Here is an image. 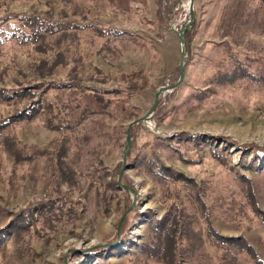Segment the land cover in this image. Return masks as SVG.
I'll return each instance as SVG.
<instances>
[{
  "label": "rangeland",
  "instance_id": "374dc122",
  "mask_svg": "<svg viewBox=\"0 0 264 264\" xmlns=\"http://www.w3.org/2000/svg\"><path fill=\"white\" fill-rule=\"evenodd\" d=\"M82 4L86 18L93 23L124 29L120 36L95 34L80 29L82 64L78 68L85 84L82 99L94 87L123 88L106 93V106L96 103L72 130L67 161L75 170L78 188L68 196L76 216L44 234L27 230L18 238L11 233L0 248V264H160L139 254L136 244L147 234V222L157 219L167 199L161 185L142 166L148 155H155L203 186L204 199L211 206L215 227L226 233H242L264 258V222L246 200L248 176L258 204L264 209V84L246 78L215 83L210 80L217 69H227L228 50L234 52L251 70L264 58V31L226 27L222 15L232 0H192V22L184 30L183 54L175 28L185 27L190 19V0H74ZM63 0H0V18L7 10L25 11L31 7L52 10L66 7ZM39 53L29 43L0 42V84L12 83L19 66L27 73L28 62ZM183 71L179 81V64ZM94 65L101 70L94 69ZM67 66H55L49 75L64 77ZM137 73L135 87L128 86L122 73ZM173 85L160 90L153 111L143 119L130 120L152 104L161 84ZM57 88L46 90L52 97ZM16 103H0V113ZM45 112L13 125L21 141L44 144L57 131L43 123ZM129 124V125H128ZM128 126L129 136L126 130ZM184 131L183 134H179ZM86 134L77 145L74 134ZM240 142H252L242 147ZM126 167L121 182L117 170L126 148ZM217 146L226 156L224 164L212 155ZM97 158L101 164H97ZM42 155L13 169L7 153L0 148V227L9 230L10 217L19 207L36 199L45 189L46 172ZM99 166V167H98ZM104 171L105 174H101ZM111 178L114 185L109 208L102 213L90 189L81 195L87 180ZM134 198V201L132 199ZM130 204V205H129ZM128 206V207H127ZM124 208L119 236L115 224ZM183 264H203L193 260Z\"/></svg>",
  "mask_w": 264,
  "mask_h": 264
},
{
  "label": "trees",
  "instance_id": "16d2710c",
  "mask_svg": "<svg viewBox=\"0 0 264 264\" xmlns=\"http://www.w3.org/2000/svg\"><path fill=\"white\" fill-rule=\"evenodd\" d=\"M66 7L56 10L31 7L25 11L7 10L0 18V42L13 40L29 43L39 54L27 66L29 75L19 66L9 85L0 84V103L18 105L0 113V148L4 150L15 166L30 162L42 155L46 172L44 191L18 209L10 217L9 230L0 227V248L9 233L18 238L27 230L44 234V229H54L76 216L77 210L69 195L78 188L74 167L67 161V150L72 138V130L92 110L94 103L106 106L111 97L106 93L120 92V86L94 87L90 97H81L86 87L80 81L78 68L82 64L79 37L80 29L89 27L97 35L120 36L126 31L111 25L93 23L86 18L82 4L74 0ZM223 23L252 31H264V0H232L229 10L222 15ZM192 22L190 29L193 28ZM230 63L227 69H217L210 80L215 83L246 78L264 84V58L258 59L255 70L248 68L232 51H227ZM67 66L64 77L55 79L49 75L55 66ZM94 69H101L94 65ZM136 71L122 73L128 86L135 87ZM50 88L59 89L52 97L46 95ZM45 112L43 123L57 131L44 144L21 141L13 131V125L28 120L40 112ZM180 131L179 134H183ZM73 137L78 144L86 134ZM227 137V136H226ZM229 141L242 147L253 146L252 142ZM212 155L226 164L225 154L217 147L210 146ZM97 164L101 159L97 158ZM142 166L150 177L161 185L167 204L160 216L147 222V234L136 244L139 254L154 259L160 264H183L193 260L203 264H264V258L242 233H226L218 230L210 217L211 206L204 199L203 186L193 175L165 163L155 155H148ZM99 167V166H98ZM105 174L101 171V174ZM246 182V200L264 222V209L258 204L248 176L239 174ZM103 183L90 177L81 193L93 191L94 202L102 213L109 208L111 188L114 181L103 178Z\"/></svg>",
  "mask_w": 264,
  "mask_h": 264
},
{
  "label": "water",
  "instance_id": "95a60500",
  "mask_svg": "<svg viewBox=\"0 0 264 264\" xmlns=\"http://www.w3.org/2000/svg\"><path fill=\"white\" fill-rule=\"evenodd\" d=\"M188 7H189V10H190V19H189V22L187 23V26H185V27H180V28H175V30H176V32H177V34H178L179 42H180V49H181V50H180V53H181V56H182V54H183V46H182L183 36H182V34H183L184 30L187 29V28L190 26V22H191L192 17H193V14H192V0L189 1V6H188ZM179 71H180V72H179V76H178L176 82L179 81L180 78H181V76H182V71H183V61H182V58H181V60H180V64H179ZM171 85H173V83H165V84H161L160 86H158V88H157V89L155 90V92H154V98H153V102H152L151 106H150V107H149L144 113H142V114H140V115H138V116L132 118V119L130 120L129 124H130V123H133V122H136V121H138V120H140V119H143V118H145L146 116H148V115L153 111V109H154L155 106H156L157 98H158V94H159L160 90H162V89H164V88H167V87H169V86H171ZM129 124H128V125H129ZM126 133H127V136H129L128 126H127ZM129 145H130V141H129V138H127L126 148H125V150H124L123 157H122V160H121V166H120L119 170H117V174H116V182H121V174H122V172H123V170H124V168L126 167V164H127L126 161H125V157H126V153H127V151H128ZM121 183H122V182H121ZM122 184L125 185V186H128L133 192H135L134 187H132V186H130V185H128V184H125V183H122ZM132 201H134V198L132 199ZM129 205H130V204H129ZM127 207H128V206H127ZM126 209H127V208H124V210L122 211V213H121L119 219H117V221H116V224H115V238H116L117 236H119L120 222H121V219H122V217H123V215H124Z\"/></svg>",
  "mask_w": 264,
  "mask_h": 264
}]
</instances>
